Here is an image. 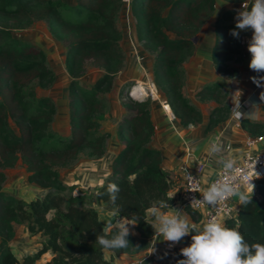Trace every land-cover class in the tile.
Returning a JSON list of instances; mask_svg holds the SVG:
<instances>
[{
  "label": "trees",
  "instance_id": "trees-1",
  "mask_svg": "<svg viewBox=\"0 0 264 264\" xmlns=\"http://www.w3.org/2000/svg\"><path fill=\"white\" fill-rule=\"evenodd\" d=\"M225 1H248L249 8L253 3V0ZM215 2L134 0L132 4L139 31L144 33H138V39H148L149 47L155 51L156 83L164 90L166 103L183 126L199 121L201 115L182 92V63L194 51V38L215 12ZM123 4V0H78L64 11L58 0H0V264H38L47 251L51 257L42 264H114L120 253L137 251L150 244L155 230L147 218V209L161 199L169 205L175 199L170 192L171 172L162 166L160 150L149 145L154 124L148 101H134V115L120 123L119 135L125 144L93 191H74L75 184L60 180L55 169L71 162L87 147L95 155L104 152V135H95L98 129L95 114L104 107L99 93L108 88L112 74L123 61L118 43L121 33L116 24ZM236 15V9H228L216 20L215 44L210 51L214 64L230 75L237 73V68L227 61L238 59L241 53V33L238 39L230 35L236 26ZM36 20L47 22L51 33L67 43L65 67L73 77L69 89L71 134L48 145H40L39 141L52 136L49 123L55 106L49 97L36 96L25 86L34 79L40 84L48 83L52 72L40 48L18 40L10 31L11 27H29ZM87 59L104 72L91 85H81L76 77L84 70ZM223 83V80L206 83L198 94L215 97ZM221 109L213 108L206 129L227 118L226 114L217 116ZM9 117L14 118L17 132L9 125ZM240 124L254 135L263 129V123L248 118H242ZM18 159L29 172L28 180L45 189L42 195L26 199L2 189L3 168ZM109 183H116L121 189L116 206L106 195ZM100 203L114 212L111 221L106 222L100 216L95 206ZM184 209L191 226L198 228L201 214L187 206ZM133 216L136 234L128 237L127 248L104 249L96 243L97 235L102 234L109 222L115 225L117 219L132 220ZM15 224H22L30 235L43 236L38 246L21 258L9 244ZM224 225L238 227L250 242L264 243V176L256 181L251 203L241 204L239 200L236 217L227 219ZM112 231L108 232L109 238ZM107 250L109 257L105 256Z\"/></svg>",
  "mask_w": 264,
  "mask_h": 264
},
{
  "label": "rangeland",
  "instance_id": "rangeland-1",
  "mask_svg": "<svg viewBox=\"0 0 264 264\" xmlns=\"http://www.w3.org/2000/svg\"><path fill=\"white\" fill-rule=\"evenodd\" d=\"M58 1L65 11L68 7L75 5L78 0ZM123 1V7L116 17V24L121 33V38L118 43L123 53V61L120 68L112 74L108 88L99 93L104 101V107L101 112L95 114V120L98 122V129L95 135H104V152L100 155H95L92 153L91 149L87 147L79 151L71 162L55 167L60 180L64 181L66 184H75L74 191H93L108 174L114 157L125 144L124 139L119 135L118 129L120 123L125 120V118L134 115L136 110V107H133L134 101H148V110L153 123L155 122V125L157 124L162 134L165 132L169 133L168 137L166 136L165 138L160 136V132L159 136H155L153 133L149 141L151 147L157 148V145L160 144L169 146L170 142L173 141L178 144V141H176L178 136L176 137L175 135V128H177L179 122L172 109L170 108V114H168L160 106L159 99L150 93L138 96L130 94L131 87L141 83L148 87L154 86L160 94V98L163 97L166 99L164 90L159 87L154 77L155 51L149 47L150 43L148 39H138V33H144L139 31V22L132 5L134 0ZM218 1L219 0H216L215 2V12L206 21L197 37H195V49L197 48L200 52V56L198 54V56L195 55L194 49L192 54L182 63L184 71L182 92L184 96L199 109L201 115L200 120L193 124L204 122V126L205 124L207 125L209 114L215 106L222 108L217 116H220V113L226 114V117L229 116L234 107L231 94L237 91L238 84L237 73L230 75L222 72L214 64L210 56L211 48L213 44H215V23L219 17V11H221L219 10L221 6ZM233 4L237 5V2ZM239 7L242 8V3H239ZM10 31L18 40L34 44L37 48H40L44 55L45 64L52 72V77L48 83L40 84L37 79H34L25 86V90L32 91L36 96L49 97L55 106L53 117L49 123V131L52 136L46 140L41 139L39 144L48 145L49 143L59 142V140L69 137L72 131L71 119L73 116L69 103V89L73 77L67 72L65 67L67 43L55 37L51 33L47 22L43 20H36L32 25L26 28L11 27ZM237 61L238 59H231L228 60L227 63L230 66L236 67ZM196 63L198 64L197 66ZM103 72L104 69L102 67L95 65L90 59H87L84 62V70L76 78L81 85H91ZM233 78H235L236 82H231ZM215 80L224 81L223 86L218 89L215 97H202L198 94L200 88L204 84ZM73 111L75 112V109ZM8 123L16 132L18 131L14 118L9 117ZM3 173L4 180L2 189L11 194L30 199L37 195H42L45 192V189L40 191L39 185L28 180L27 176L29 172L20 159L12 166L4 167ZM170 179V192L175 199L168 209L185 211V209L179 208V204L174 207L176 202L179 203L181 201V172L172 171ZM236 198V200H238V196H236ZM95 206L104 221L108 222L113 219L110 215H107V217L104 216L103 208L109 209L105 203H100ZM171 207H173V209ZM148 209L146 211L147 216H150L151 214L148 212ZM22 226V224H15V234L13 238L9 240L10 247L19 258L24 254H20L16 248L21 247L24 252H26L27 249L29 250L30 248L37 247L43 237L40 234L30 235L28 232L27 234L29 236L24 235L21 230ZM132 231L136 234L134 227H132ZM42 257L39 261H43L45 255ZM151 259L152 257L142 258L140 262L137 260L134 264H149Z\"/></svg>",
  "mask_w": 264,
  "mask_h": 264
},
{
  "label": "clouds",
  "instance_id": "clouds-1",
  "mask_svg": "<svg viewBox=\"0 0 264 264\" xmlns=\"http://www.w3.org/2000/svg\"><path fill=\"white\" fill-rule=\"evenodd\" d=\"M236 26L231 30L230 35L239 38L241 31L251 29L253 34L248 42V51L251 54L249 68L257 74L264 72V0H253L251 7L243 4L242 10H237ZM257 87H264V76L251 77ZM231 82H236L235 78ZM242 91L237 90L231 94L234 104L232 115L236 119H254V109L257 104L252 105L251 112L241 111ZM260 100L264 101V92L260 93ZM191 127V125H190ZM211 153L216 154L222 151L220 145L213 143L210 148ZM217 163L222 167L223 177L211 183L202 192L198 189L203 199H193L191 207L206 204L215 208L219 203L233 196H238L241 204H249L255 185L251 183L253 178L251 173L242 174L234 158L221 157ZM258 178V173L256 172ZM195 183L196 179L191 177ZM242 180L246 189L241 191L237 180ZM121 189L116 183H109L106 188V195L109 202L116 206ZM251 196V199L249 197ZM170 207L168 201L161 199L152 205L148 212L152 215L155 225L154 230L164 241L179 243L184 237L191 235V244L180 250L184 259L178 264H264V243L250 242L239 231L238 227L229 228L222 224L217 216H211L202 227L195 228L189 224L184 212L173 209L169 214L164 211ZM132 220L121 217L115 225L109 222L102 234L97 235L96 243L104 249H123L130 244L128 237L134 235L132 227L136 225ZM158 225V227H157ZM132 226V227H130ZM112 231L109 238L108 232ZM195 233V234H192Z\"/></svg>",
  "mask_w": 264,
  "mask_h": 264
},
{
  "label": "crops",
  "instance_id": "crops-1",
  "mask_svg": "<svg viewBox=\"0 0 264 264\" xmlns=\"http://www.w3.org/2000/svg\"><path fill=\"white\" fill-rule=\"evenodd\" d=\"M221 8H219V17L222 13L228 9H236L242 10L239 7V3L233 4L225 0L218 1ZM218 17V18H219ZM236 17V16H235ZM242 36H250L252 37V30L248 29L246 31H241ZM195 55L200 56V52L195 49ZM197 55V56H198ZM207 56V55H206ZM251 58L247 49L244 46H241V53L238 57V61L236 62L237 67V77H238V84L237 90L242 91L241 100H244L241 104V111L243 112H251L252 105L257 104L258 106L255 107V118L251 120H256L263 123L264 126V101L260 100V93L264 92V87H257L255 83L252 82L251 77L256 76L249 68ZM198 64L196 63V66ZM152 84V83H151ZM157 90V89H156ZM158 93V91H157ZM159 94V93H158ZM160 94L158 95V99L160 101V106L163 110H165L168 114L170 111L169 105L166 103V99L163 97L160 98ZM242 119V118H241ZM241 119H236L232 115V111L227 118L222 121H219L217 124L213 125L211 128L206 129V124L204 126V122L196 123V124H189L186 126L177 124V128H175L176 132L175 135L178 138L176 141L177 143L170 142L169 146L160 144L157 145V148L161 152L162 157V166L165 169H168L170 172H178L179 171V164L184 159V152L186 143L190 145L191 150L195 157L204 158L206 159V165L203 168V178L207 180L211 175H213L221 166L217 163V161L221 158H234L238 161L241 157V153L245 147L244 140L247 136H254V134L248 132L246 129L242 127L240 124ZM154 124V135L160 136L162 138L168 137L169 133H161L159 131L157 124ZM191 125V127H190ZM175 140V138H174ZM216 142V144L220 145L222 151L220 153L213 154L210 151L211 145ZM226 144L230 145V148H226ZM169 147V148H168ZM182 181V180H181ZM183 188V181L181 182ZM181 188V193H182ZM40 191L43 190L42 187L39 188ZM178 202L174 204L178 206ZM103 205V204H102ZM173 208V207H172ZM166 212L169 214L173 213V210L168 209ZM185 212V216L188 218L189 224H191V219L188 216V213ZM103 214L107 217L110 215L114 217V212L112 210L103 208ZM149 222L152 225H155L154 218L152 215L147 216ZM158 227V225H157ZM22 233L24 235H28L27 231L24 230L22 226ZM29 236V235H28ZM18 240V239H16ZM163 238L158 234V232H154L152 238L150 240V244L140 250L137 251H129L120 253L118 256L114 258V264H134L135 261L140 260L142 258H149L152 259L149 261V264H178V261L184 259L181 255L180 250L186 246H189L190 243V235L184 237L179 243H177V247L172 258H169L166 253L163 251L162 247L160 246V241ZM37 245V244H36ZM35 248L27 249L26 252L21 247L16 248V250L20 254H26L28 252H32ZM43 261L38 260V264H42L46 260H49L51 257V253L49 251L45 252L42 256H44ZM105 256L109 257L110 252L107 250L105 252ZM136 257V258H135ZM43 258V257H42Z\"/></svg>",
  "mask_w": 264,
  "mask_h": 264
},
{
  "label": "built area",
  "instance_id": "built-area-1",
  "mask_svg": "<svg viewBox=\"0 0 264 264\" xmlns=\"http://www.w3.org/2000/svg\"><path fill=\"white\" fill-rule=\"evenodd\" d=\"M243 4L249 5L248 1L242 2ZM251 40L250 36H241L240 44L244 46L248 51V42ZM249 53V51H248ZM251 58V54L249 53ZM251 70V69H250ZM252 71V70H251ZM256 76H264V72L257 74L252 71ZM264 83V82H262ZM255 86H257L255 84ZM244 100H241V104ZM214 143H216L214 141ZM245 147L241 153L240 159L237 161V166L241 169L242 174L251 173L253 180L252 184L256 185V181L264 176V126L260 134L254 136H247L244 140ZM226 148H230L229 144H226ZM206 159L195 157L193 151L189 144L186 143L184 159L179 164V171L181 172L183 188L181 193V201L179 202V208L190 207L197 210L200 214V220L197 224L198 228L202 227L203 223L206 222L211 216H217L222 224H225L226 220L229 218L236 217L237 206L239 202L236 200V196L226 199L225 201L219 203L215 208L209 207L206 204H201L196 207H191L192 200L203 199L202 195L195 190L203 191L211 183L215 182L217 179H221L224 175L222 167H220L213 175H211L207 180L203 178V168L206 165ZM256 172L258 173V178L256 177ZM191 177L196 179L194 183ZM238 187L241 191L246 189V185L242 180H237ZM255 190V187H254ZM254 192V191H253ZM160 246L169 258L174 256L177 243L172 244V242H167L164 240L160 241ZM141 260H139L140 262Z\"/></svg>",
  "mask_w": 264,
  "mask_h": 264
},
{
  "label": "bare ground",
  "instance_id": "bare-ground-1",
  "mask_svg": "<svg viewBox=\"0 0 264 264\" xmlns=\"http://www.w3.org/2000/svg\"><path fill=\"white\" fill-rule=\"evenodd\" d=\"M131 88H132L130 91L131 95L138 96V95L150 93L154 97H156V98L158 97L157 90L154 86L148 87V86H145V85L140 83V84H136L135 86H133ZM150 94H148V95H150ZM169 114H170V111H169Z\"/></svg>",
  "mask_w": 264,
  "mask_h": 264
},
{
  "label": "water",
  "instance_id": "water-1",
  "mask_svg": "<svg viewBox=\"0 0 264 264\" xmlns=\"http://www.w3.org/2000/svg\"><path fill=\"white\" fill-rule=\"evenodd\" d=\"M194 41H196V38L194 39Z\"/></svg>",
  "mask_w": 264,
  "mask_h": 264
}]
</instances>
